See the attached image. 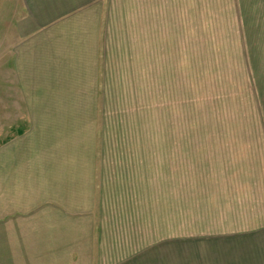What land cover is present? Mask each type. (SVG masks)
Returning a JSON list of instances; mask_svg holds the SVG:
<instances>
[{
  "label": "crops",
  "instance_id": "obj_1",
  "mask_svg": "<svg viewBox=\"0 0 264 264\" xmlns=\"http://www.w3.org/2000/svg\"><path fill=\"white\" fill-rule=\"evenodd\" d=\"M232 1L224 0L222 40L239 42L242 47L244 64L239 66L246 69L242 84H248L258 99L254 108L258 113L254 112L256 127L217 130V134L209 135L218 137V143L209 140L206 175L199 177V187H191L190 192L192 216H199L201 222L206 220L207 227H191L185 233L184 146L177 145L175 176L168 180L175 187L166 192L167 203L162 204L166 211L162 220L173 214L176 217L175 241L167 244L166 237L152 240L150 206L144 208V219L137 223L132 205L127 219L134 226L132 230L151 236L135 242L130 251L121 249L120 241L112 246V236L109 246L113 251L107 255L96 241V264H215L216 257L222 258L223 264H264V0H239V5ZM199 3L0 0V84L6 91L1 93L2 104L6 101V105L0 108V119H25L31 132L23 145L32 142L36 146L30 161L19 157L15 163L1 164L3 185L13 184L16 192L10 193L6 187L0 199V233L6 235L1 244L5 248L10 244L9 253L0 254V264L76 263L70 234L86 232L85 227L75 231L72 227V210H76L71 197L73 185L79 186L84 206L78 215L87 218L88 201H92L90 206L95 201L98 206L97 189L95 192L93 182L92 192V186L90 190L88 186V170L94 166L86 161L73 166L61 160L64 150L55 143L51 145V138L72 134V122L95 119L98 99L104 98L102 84H183L184 41L189 38L184 39L185 28L190 27L192 32L194 24L200 23ZM230 46L224 45L223 53L230 51ZM251 51H257L255 56L259 58L255 60ZM153 74H157L154 80ZM20 144L6 142L0 151L13 152ZM39 152L53 153L50 158L54 159L41 161ZM36 161L64 170L63 191L25 190L24 180L19 182L17 175L12 183L5 182L3 176L10 175L9 169L15 167L17 172L21 166L29 169L27 174L31 171L30 182H35L31 169ZM4 166L9 170L6 174ZM73 168L79 170L76 182ZM195 179L191 178L194 184ZM101 201L102 196L99 215ZM103 217V213L96 217L99 240L105 231Z\"/></svg>",
  "mask_w": 264,
  "mask_h": 264
},
{
  "label": "rangeland",
  "instance_id": "obj_2",
  "mask_svg": "<svg viewBox=\"0 0 264 264\" xmlns=\"http://www.w3.org/2000/svg\"><path fill=\"white\" fill-rule=\"evenodd\" d=\"M235 1L240 4L239 0ZM199 4L200 23L194 24L192 32L190 27L185 28L184 39L191 38V34L193 39L188 38L184 41L183 84H178V87L176 84H155L154 81L153 84H102L104 98L98 99L95 119L72 122V134H65L62 138H51V145L55 143L56 147L58 145L64 150L61 154L64 158L61 160L73 166L78 165L80 161H86L94 166V169L88 170L89 190L93 182L94 191L97 189L98 206L102 196L100 215L99 207L95 206L96 201L94 206H90L92 201L89 200L88 216L84 218L78 215V212L84 211L83 201H80L78 195L79 186L73 185L71 197L76 210H72V227L74 231L80 230V226L85 227L86 232L70 234L72 257L76 260L74 264H96V241L104 248V255H107L113 251V247L109 246L112 236L115 237L112 246L115 241H120L121 249L129 251L135 242L140 243L151 236L149 232L135 233L132 230L134 226L132 227L127 220L128 209L132 205L135 206L137 223L138 219H144V208L150 206L152 240L168 238L167 244L175 241L174 235L178 232L176 217L173 214L168 220H162V216L166 215V211L162 210L165 206L162 204L163 201L166 202V192L175 187L174 184H169L168 180L169 177L175 176L176 160L179 155L176 151L177 145L184 146L185 233L190 231L191 227L194 230L206 228L204 223L206 220L201 222L199 216H192L190 192L194 187H199V177L206 175L209 156L207 144L211 143L209 140L213 144L218 143L216 142L218 137L209 135L217 134L215 132L217 130L256 127L254 112L257 111L254 108L258 99L254 97L248 84H242L243 74H246L244 66L242 69L239 66L240 63L244 64L242 47L239 42L237 45L235 41L222 40L226 19L224 0H200ZM196 38L198 39L195 40ZM228 44H231L232 49L223 53V46ZM257 51H251L255 60L259 58L255 56ZM252 59L249 57L250 61ZM156 76L157 74H153V80ZM3 92L6 93L0 84V108L6 105V101L3 104L1 101ZM13 117L19 118L18 114H14ZM27 123L25 119L9 121L0 119V147L6 142L21 143L20 147H14L13 152L0 151V199L5 194L6 187L10 193L16 192L13 184L3 185L1 164L5 161L15 163L19 157L21 161H30L29 156L33 155L32 152L36 148L32 142L23 145L30 138L27 137L31 132ZM53 155L39 152L37 158L51 162L54 157L51 159L50 156ZM57 168L59 167H48L47 164L38 165L36 161L31 169L36 176L35 182H30L31 171L27 174L29 169L22 166L17 172L15 167L9 169L10 175L3 177L5 182L12 183V178L17 175L19 182L22 183L24 180L22 184L25 190L61 192L65 188L64 170ZM9 170L4 166L3 173L6 174ZM76 171L79 170L72 169L73 182L78 180H75V177H78ZM192 177H196V184L191 181ZM55 180L56 183L51 184ZM93 186L90 192L93 191ZM49 207L53 212L52 203ZM102 209L104 210L101 211ZM102 213L105 231L103 238L99 240L96 217ZM137 223L133 222L136 226H143L142 223ZM141 229L143 230V227ZM5 237L6 235L0 233V254H8L10 250V244L6 248L1 244L5 243ZM214 259L215 264H223L222 258Z\"/></svg>",
  "mask_w": 264,
  "mask_h": 264
}]
</instances>
